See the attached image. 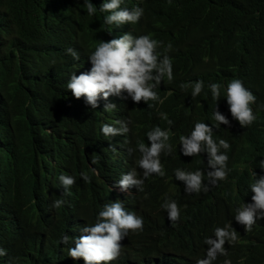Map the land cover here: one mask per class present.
Returning <instances> with one entry per match:
<instances>
[{
	"label": "trees",
	"instance_id": "obj_1",
	"mask_svg": "<svg viewBox=\"0 0 264 264\" xmlns=\"http://www.w3.org/2000/svg\"><path fill=\"white\" fill-rule=\"evenodd\" d=\"M138 31L177 87L157 110L127 96L89 98L84 61L108 60ZM249 100L255 121L241 130ZM236 137L246 149L229 165L237 178L221 200L206 181L202 193L185 194L207 151ZM260 160L264 0H0V264H176L181 255L167 254L159 224L125 244L96 225L111 167L138 161L146 185L211 230L215 215L231 218L247 199ZM175 169L195 172L176 180ZM125 200L138 206L139 196ZM236 252L243 261L229 264H264V246Z\"/></svg>",
	"mask_w": 264,
	"mask_h": 264
},
{
	"label": "clouds",
	"instance_id": "obj_2",
	"mask_svg": "<svg viewBox=\"0 0 264 264\" xmlns=\"http://www.w3.org/2000/svg\"><path fill=\"white\" fill-rule=\"evenodd\" d=\"M156 57L146 33L138 31L132 42L117 47L108 60L98 62L92 53L88 56L83 67L89 73L81 80V91L89 98L98 99L127 96L139 108L157 110L177 85L172 73ZM256 105V102L246 101L243 117L236 121L238 129L244 130L254 123ZM217 145L219 148L215 152L205 154L204 169L198 170L196 181L185 194L202 193L204 181L209 183V192L218 201L230 189L237 177H229V165L246 148L240 137ZM179 153L194 157L192 149ZM111 169L116 177L106 182L103 191L106 201L103 207L100 205L101 217L96 225L107 232L114 243L125 244L131 236L141 237L152 225L159 224L157 235L167 254L181 255L176 264H229V258L241 262L244 254H237V246L250 243L264 246V160L259 161L248 184L247 199L235 209L231 218L222 212L215 215L211 230L203 224L198 225L196 215L181 214L174 202L166 203L164 194L155 185H146L147 178H142L138 161L133 169L121 165ZM238 170L241 173L243 167L239 166ZM156 171L158 178L164 177L162 163L157 165ZM194 172L175 169L171 178L182 179ZM131 196H139L138 206L127 203L125 198ZM164 208L165 220L158 223L157 214Z\"/></svg>",
	"mask_w": 264,
	"mask_h": 264
},
{
	"label": "bare ground",
	"instance_id": "obj_3",
	"mask_svg": "<svg viewBox=\"0 0 264 264\" xmlns=\"http://www.w3.org/2000/svg\"><path fill=\"white\" fill-rule=\"evenodd\" d=\"M48 53V52H47ZM11 195V194H10ZM26 196V195H25Z\"/></svg>",
	"mask_w": 264,
	"mask_h": 264
}]
</instances>
